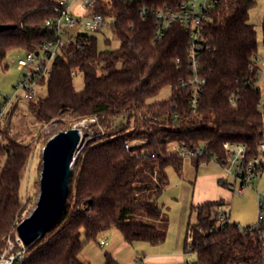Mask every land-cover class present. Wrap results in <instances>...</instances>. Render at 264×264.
<instances>
[{"label":"trees","instance_id":"trees-1","mask_svg":"<svg viewBox=\"0 0 264 264\" xmlns=\"http://www.w3.org/2000/svg\"><path fill=\"white\" fill-rule=\"evenodd\" d=\"M59 1L0 0V25L16 26L0 33V70L9 52L34 51L52 38L45 23L56 16ZM148 4L97 0L90 15L115 19L111 26L120 47L100 51L97 33H78L69 48L73 56L53 61L51 76L41 81L47 96L29 101L27 112L37 125L96 118L103 129L77 155L62 216L13 264H84L83 247L112 228L130 244H163L170 226L160 204L169 184L167 169L181 174L185 161L171 145L203 149L204 156L194 158L199 167L216 157L223 164L226 143L255 152L263 138L264 104L259 107L262 95L253 87L251 69L258 52L250 23L256 0H219L209 16L199 55L206 85L195 108L192 90L181 86L191 75L189 34L175 25L156 42L154 21L139 15ZM74 70L83 77L81 90L74 87ZM165 88L169 98L154 101ZM232 96L238 97L235 106ZM17 108L0 121V260L29 211L21 186L33 148L12 135ZM223 205L219 200L192 206L197 223L188 225L185 252L194 254L197 264H264V227L221 224L215 209ZM106 258V264H118Z\"/></svg>","mask_w":264,"mask_h":264},{"label":"rangeland","instance_id":"rangeland-1","mask_svg":"<svg viewBox=\"0 0 264 264\" xmlns=\"http://www.w3.org/2000/svg\"><path fill=\"white\" fill-rule=\"evenodd\" d=\"M81 0H69L72 7V12L79 18H86L90 15V11L83 8L80 3ZM108 1V0H104ZM199 3L205 0H197ZM115 21L114 18L106 19V25L102 32L97 33L98 48L100 51L116 50L120 47V41L116 39L113 33L111 23ZM250 23L255 26L257 31L258 52L257 57L259 62L264 61V0H256L255 7L250 12ZM75 33H85L83 29L74 31ZM25 51H11L8 53L5 60L3 70H0V103H4L6 98H11L16 93V84L20 80L26 70L20 69L18 60L26 57ZM121 68V64L118 65ZM74 76V87L77 90L83 89V77L77 71ZM99 73L102 69L99 68ZM264 89V83H263ZM171 94L170 88H165L158 97L154 99L163 100L169 98ZM47 90L40 85L37 90L36 99L45 98ZM15 103V104H14ZM29 101L16 100L8 108L12 111L16 106L17 110L11 117V124L13 126L12 135L19 142L31 144L33 148V155L30 159L27 173L21 186V195L24 197V202H28L29 217L37 206L40 196L41 179L44 170V151L48 143L58 134L71 130L72 128H81L83 133V146L91 140L99 130L98 120L84 119L72 120L70 118L54 120L45 125H37L32 117L27 112ZM262 141L264 142V132ZM137 144V143H134ZM176 144L171 145V150H178ZM78 152V154H79ZM77 154V155H78ZM76 155V158H77ZM76 171V163L74 172ZM169 177V184L167 185L160 204L164 207L170 221L168 237L166 241L157 246H153L146 242L127 243L123 235L115 228L101 234L97 242L86 244L80 255L79 260L84 264H106V255H110L118 264H137L140 258H152L155 255H161V264H189L194 263L196 256L194 254H184L185 242L187 238L188 225L197 223V212H192V206H197L202 203L206 197H216L214 200H224L225 205L216 208L218 212H227L231 222L238 224L242 228L251 227L258 222L260 214V202L264 199V171L254 181L252 187L242 195L234 194L229 187H223V190H218L217 193L210 189L208 178L212 175H220L228 183L231 179H226V172L215 159L208 162L201 163L197 167L195 159L185 158L184 168L181 174L177 173L174 168L167 169ZM205 181L196 182V179L202 178ZM26 217V218H27ZM25 218V219H26ZM16 238L10 242L9 249L0 261L7 264H13V259L20 258L26 249L22 244H19ZM264 238V232H263ZM102 241H107L106 247L101 246ZM180 256L181 259L177 262L173 259ZM173 256V257H172ZM172 257V258H169ZM172 260V261H171Z\"/></svg>","mask_w":264,"mask_h":264},{"label":"built area","instance_id":"built-area-1","mask_svg":"<svg viewBox=\"0 0 264 264\" xmlns=\"http://www.w3.org/2000/svg\"><path fill=\"white\" fill-rule=\"evenodd\" d=\"M97 0H81V6L87 10L92 9ZM126 2L148 1L144 5L139 15L143 21L152 19L155 24V41L164 38L166 33L175 25H181L189 34V63L191 66V75L181 81V86L192 90L191 105L195 108L202 96L203 88L206 85V79L201 75L199 55L204 49L206 43L205 25L209 16L216 8L219 0H205L199 3L197 0H124ZM163 1V2H162ZM69 0H60L53 7L56 16L45 23V28L52 35L51 39L46 40L34 51L26 53L25 58L18 60L20 69L26 70L24 76L16 84V93L11 98H6L4 105L0 109V121L8 112L9 106L16 100L32 101L36 98L38 87L41 81L49 78L52 73V63L58 58H71L72 52L69 51L71 45L77 44L74 31L79 29L88 33L102 32L106 25V19L102 14L89 15L86 18L79 19L72 12ZM80 46V44H78ZM179 63V61H178ZM253 73V87L261 92L259 107L264 104V61L259 62L255 56L251 66ZM76 75L75 70L73 71ZM0 98L2 95L0 93ZM238 97L232 96L230 103L236 105ZM129 148V146H127ZM226 160L221 167L226 172V179H231L228 183L224 178L220 181L230 190L239 196H242L247 189L253 186L254 181L264 171V142L262 139L254 152L247 145L226 143L224 145ZM179 152L184 158H198L204 156L203 149L179 148ZM217 160V157L215 158ZM260 214L258 222L251 226V230H261L264 227V199L260 202ZM221 224H231L227 212L217 213ZM241 230L245 228L240 227ZM19 244L23 243L17 237ZM107 241H102L101 246L106 247ZM23 248L24 245H23ZM21 257V256H20ZM14 261V259H13ZM143 264V259H139L137 264ZM194 264V263H189Z\"/></svg>","mask_w":264,"mask_h":264},{"label":"water","instance_id":"water-1","mask_svg":"<svg viewBox=\"0 0 264 264\" xmlns=\"http://www.w3.org/2000/svg\"><path fill=\"white\" fill-rule=\"evenodd\" d=\"M14 29L16 26L0 25V33ZM83 139L82 129L75 127L55 136L45 148L37 206L17 227V235L24 247L43 238L62 216L70 195L76 155L82 148Z\"/></svg>","mask_w":264,"mask_h":264},{"label":"crops","instance_id":"crops-1","mask_svg":"<svg viewBox=\"0 0 264 264\" xmlns=\"http://www.w3.org/2000/svg\"><path fill=\"white\" fill-rule=\"evenodd\" d=\"M204 177H202V178H198V179H196V182H197V185H198V182L199 181H201V182H203V181H205L204 179H203ZM223 178H221V176L220 175H212V176H210L209 178H208V180H209V186H210V189L214 192V194L215 193H217V191L220 189V190H223L224 188L221 186V184H220V181L222 180ZM216 197L214 196V197H206L204 200H203V202L202 203H200V204H198V205H201V204H204V203H206V202H211V201H215L214 199H215ZM218 201V200H217ZM184 254L186 255L187 253L185 252V249H184ZM173 257V256H172ZM172 257H169V258H172ZM162 257H161V255H155V256H153L152 258H142L143 259V264H161V261H160V259H161ZM173 258H175V257H173ZM172 258V260L174 261H178V260H180L181 259V257L180 256H178L177 255V257H176V259H173ZM171 260V261H172ZM188 264V263H187Z\"/></svg>","mask_w":264,"mask_h":264},{"label":"bare ground","instance_id":"bare-ground-1","mask_svg":"<svg viewBox=\"0 0 264 264\" xmlns=\"http://www.w3.org/2000/svg\"><path fill=\"white\" fill-rule=\"evenodd\" d=\"M0 264H7V263H5L4 261H0Z\"/></svg>","mask_w":264,"mask_h":264}]
</instances>
